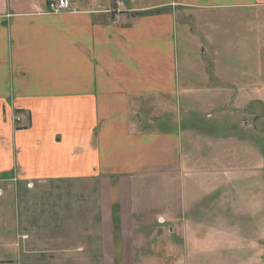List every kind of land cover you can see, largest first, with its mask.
<instances>
[{
  "label": "crops",
  "instance_id": "obj_1",
  "mask_svg": "<svg viewBox=\"0 0 264 264\" xmlns=\"http://www.w3.org/2000/svg\"><path fill=\"white\" fill-rule=\"evenodd\" d=\"M52 1L0 0V184L20 187L11 230L0 208V245L30 264H167L136 217L149 179L182 170L193 105L215 102L179 14L237 8L262 21L264 0H129L136 13L113 12L119 0L53 13Z\"/></svg>",
  "mask_w": 264,
  "mask_h": 264
},
{
  "label": "rangeland",
  "instance_id": "obj_2",
  "mask_svg": "<svg viewBox=\"0 0 264 264\" xmlns=\"http://www.w3.org/2000/svg\"><path fill=\"white\" fill-rule=\"evenodd\" d=\"M113 6V12L136 11L129 0ZM196 11L185 9L179 18L200 39L196 77L202 85L205 75L215 102L193 105V140L183 139L184 166L173 176L149 179L145 211L136 219L148 241L168 246L167 264H176V256H187L185 264H264V8L262 21L237 8ZM240 15L247 16L245 24ZM181 116L186 119L184 110ZM188 127L184 121L182 128ZM16 185L0 184V208L10 230L19 207ZM185 241L196 246L181 249ZM0 260L30 264L3 243Z\"/></svg>",
  "mask_w": 264,
  "mask_h": 264
},
{
  "label": "built area",
  "instance_id": "obj_3",
  "mask_svg": "<svg viewBox=\"0 0 264 264\" xmlns=\"http://www.w3.org/2000/svg\"><path fill=\"white\" fill-rule=\"evenodd\" d=\"M72 6L71 0H54L49 4V11L59 13L62 11L70 10ZM21 117L17 115L16 121H20Z\"/></svg>",
  "mask_w": 264,
  "mask_h": 264
}]
</instances>
